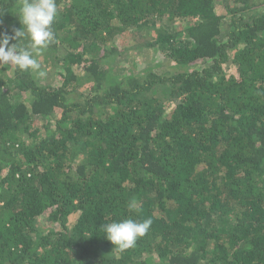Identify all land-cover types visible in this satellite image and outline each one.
<instances>
[{"label": "trees", "instance_id": "1", "mask_svg": "<svg viewBox=\"0 0 264 264\" xmlns=\"http://www.w3.org/2000/svg\"><path fill=\"white\" fill-rule=\"evenodd\" d=\"M222 1L56 0L58 85L0 65V264H264V0ZM144 49L180 71H114ZM147 218L134 248L104 238Z\"/></svg>", "mask_w": 264, "mask_h": 264}, {"label": "clouds", "instance_id": "2", "mask_svg": "<svg viewBox=\"0 0 264 264\" xmlns=\"http://www.w3.org/2000/svg\"><path fill=\"white\" fill-rule=\"evenodd\" d=\"M18 17L23 29L14 30V35H0V65L15 66L20 72H32L44 76L37 57L55 42L52 25L58 17L56 0H21ZM25 38L27 43L25 44ZM10 40L16 43L10 44ZM135 200L129 208L135 207ZM152 219L143 221L125 219L102 225L104 238L114 245V250L123 253L134 248L139 238L146 235Z\"/></svg>", "mask_w": 264, "mask_h": 264}, {"label": "rangeland", "instance_id": "3", "mask_svg": "<svg viewBox=\"0 0 264 264\" xmlns=\"http://www.w3.org/2000/svg\"><path fill=\"white\" fill-rule=\"evenodd\" d=\"M220 4H223V5L226 4V0H223ZM217 8L220 12L222 13L224 12L223 8L220 5H217ZM171 26H173L175 30H177V29L183 28L184 24L177 23V21H174L173 23L167 24L166 27L170 28ZM227 30H228V26L227 24H225L223 28L221 29L219 41H223L225 39ZM147 39H149V36ZM126 40H127L126 42H123V39L117 40L115 42V45L120 50L121 48L124 49V47L131 46V45L133 47L135 45L134 43L135 40L131 41L128 38ZM144 40L146 39L141 38V43ZM134 52L135 50L123 51V52L117 53V55H115V60L112 62L113 63L112 65L114 66V71L118 73H123L124 71H127L128 69L130 70V68L134 67L133 65V62H135L134 60L139 61V64H137L136 67H134L136 71H140L144 67L147 68L149 66L153 67V70L155 72H158L161 74L166 71L167 72H174L176 70L180 71L179 67L176 68L174 63L164 61L162 55L159 52H155L153 49H144L143 51L141 50V51H136L135 53ZM44 53L40 55L39 57H37V59L39 63L41 64L42 70L45 72V75L41 77L34 73L35 80L44 86L58 85V79L56 78V73L54 72L53 67H47V65L44 64V58H45ZM204 65L205 63L204 64H202L201 62L196 63L192 66V69L193 68L200 69ZM5 68L7 70L9 69L8 70L9 73L11 72L10 65L5 66ZM224 70L226 71V73H229V74L235 73V69L234 67H232L231 63L226 65ZM83 90H85L83 91V93L88 92V90L85 88H83Z\"/></svg>", "mask_w": 264, "mask_h": 264}]
</instances>
